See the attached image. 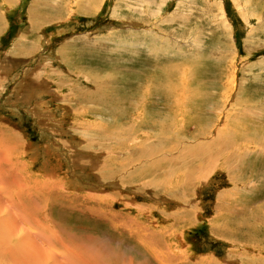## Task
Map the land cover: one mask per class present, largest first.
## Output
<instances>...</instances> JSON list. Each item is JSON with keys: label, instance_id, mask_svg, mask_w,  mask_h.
<instances>
[{"label": "rangeland", "instance_id": "1", "mask_svg": "<svg viewBox=\"0 0 264 264\" xmlns=\"http://www.w3.org/2000/svg\"><path fill=\"white\" fill-rule=\"evenodd\" d=\"M0 256L264 264V0H0Z\"/></svg>", "mask_w": 264, "mask_h": 264}, {"label": "bare ground", "instance_id": "2", "mask_svg": "<svg viewBox=\"0 0 264 264\" xmlns=\"http://www.w3.org/2000/svg\"><path fill=\"white\" fill-rule=\"evenodd\" d=\"M191 122V121H190ZM190 128H191V126H190ZM197 133V132H196ZM200 134V133H199ZM199 134L198 135H195V136H199ZM198 139V138H197ZM222 139V138H221ZM219 137H217L216 138V140L213 138V143L215 144V142H217V143H219V141L221 140ZM226 141V140H225ZM221 143V142H220ZM232 144V143H231ZM216 145V144H215ZM218 146H219V144H218ZM227 146V145H226ZM199 148H197V150H195V153L196 152H198V154H196V156L194 157V158H196L197 160L201 157L202 158V156L204 155L205 156V158H202V160L200 161V162H198L199 163V165L198 166H196V167H198V169L200 170V172H202V170L203 169H205V168H210V164L212 163V160L214 159V158H216V157H221L222 158V160H223V162L224 163H228V162H230V159L231 158H233V155H231V153H227L226 151H225V153L226 154H223L222 152H220L219 150L218 151H216L215 149V152H211V151H208V150H213L211 147V149H208V150H204V148L202 147V145H199L198 146ZM213 147V146H212ZM225 147V146H224ZM196 149V148H195ZM191 152H192V154H191V156H192V158H193V155L195 154H193V151H194V149L193 150H190ZM248 149H245V150H243V153H238V154H235L234 155V158L236 159V157H242V156H244V154H245V158H246V153H248ZM246 152V153H245ZM189 153V152H188ZM249 154V153H248ZM183 155H185V154H183ZM185 157V156H184ZM187 157V156H186ZM206 157H208V158H206ZM152 158V157H151ZM200 158V159H201ZM199 161V160H198ZM241 161V160H240ZM161 162H162V160H161ZM204 164H203V163ZM206 163V164H205ZM157 164V166H158V164H159V162H157V163H155V165ZM196 164V163H195ZM207 165H209V166H207ZM204 166V167H203ZM187 166H185V168H186ZM203 167V169L201 170V168ZM155 168V167H154ZM153 168V169H154ZM193 167H192V170H191V168H190V170H187V175H186V173L184 174V175H186L187 177H188V180H187V182H190L191 181V177H190V175H191V173H190V171H192V172H194V173H196V171L198 170V169H194V171H193ZM185 171V170H184ZM205 171V170H204ZM200 172H198V173H200ZM188 174H190V175H188ZM197 176V175H196ZM195 176V177H196ZM27 183V182H26ZM35 186V185H34ZM30 189V188H29ZM44 189H45V186H44ZM42 190V189H41ZM31 191V190H30ZM38 191V190H37ZM46 192V191H45ZM38 193H39V191H38ZM33 194V193H32ZM38 198H39V196H38ZM14 200V199H13ZM13 202V201H12ZM16 203H19V202H17V200H16ZM41 204V203H40ZM18 205H20V203L18 204ZM29 205V204H28ZM31 205V204H30ZM43 206V205H42ZM43 208V207H42ZM22 209V208H21ZM33 209V208H32ZM36 210V209H35ZM30 211H31V209H30ZM42 213V212H41ZM11 217V216H10ZM43 217V216H42ZM12 219V218H11ZM35 222V221H34ZM40 227V226H39ZM248 233V232H247ZM246 233V234H247ZM29 236V235H28ZM13 243V242H12ZM15 244V243H14ZM9 245V244H8ZM11 246V245H10ZM21 246V245H20ZM19 246V249L21 248ZM12 248V247H11ZM16 250H18V249H16ZM19 252V251H18ZM21 254V253H20ZM19 255V254H18ZM1 257V256H0ZM18 259H19V257L18 256H16ZM92 257H94V256H91V258ZM27 258V257H26ZM51 258V257H50ZM49 258V259H50ZM90 258V259H91ZM20 259H21V257H20ZM52 259V258H51ZM53 259H54V264H56V262H58L57 260H56V258L55 257H53ZM29 260V259H28ZM21 261V260H20ZM32 261V260H31ZM26 262H28V261H26L25 260V263ZM21 263V262H20ZM53 263V262H52ZM61 263H63V264H65V262L64 261H62ZM19 264V263H18ZM23 264V263H22ZM26 264H28V263H26Z\"/></svg>", "mask_w": 264, "mask_h": 264}, {"label": "water", "instance_id": "3", "mask_svg": "<svg viewBox=\"0 0 264 264\" xmlns=\"http://www.w3.org/2000/svg\"><path fill=\"white\" fill-rule=\"evenodd\" d=\"M47 42V47L51 44V42H48L47 40H45Z\"/></svg>", "mask_w": 264, "mask_h": 264}]
</instances>
